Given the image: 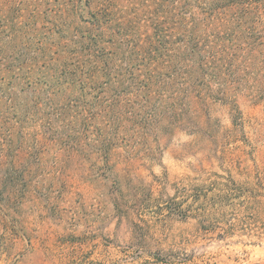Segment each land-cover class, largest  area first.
I'll return each mask as SVG.
<instances>
[{
	"label": "rangeland",
	"instance_id": "1",
	"mask_svg": "<svg viewBox=\"0 0 264 264\" xmlns=\"http://www.w3.org/2000/svg\"><path fill=\"white\" fill-rule=\"evenodd\" d=\"M0 264H264V0H0Z\"/></svg>",
	"mask_w": 264,
	"mask_h": 264
}]
</instances>
